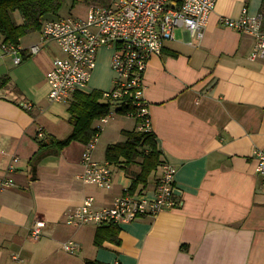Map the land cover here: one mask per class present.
<instances>
[{
	"label": "crops",
	"instance_id": "crops-1",
	"mask_svg": "<svg viewBox=\"0 0 264 264\" xmlns=\"http://www.w3.org/2000/svg\"><path fill=\"white\" fill-rule=\"evenodd\" d=\"M262 2L217 0L201 38L177 27L161 54L149 58L142 99L161 163L148 184L133 191L132 177L112 165L111 189L80 181L82 143L72 142L56 155L39 149L38 130L44 134L40 140L63 139L71 131L68 103L47 99L46 73L59 48L50 42L25 56L39 43L41 27L20 39V65L0 58V79L8 77L0 90V179L13 182L0 188V264H264V190L253 159L264 148V59L250 60L252 38L219 23L220 17L237 18L242 8L260 15ZM12 16L22 22L18 13ZM111 56L109 48L98 51L81 92L112 88ZM22 101L32 108H22ZM110 114L94 123L100 134L93 158L101 163L106 147L124 141L122 131L136 125L114 109ZM164 163L176 168L178 208L113 224L119 244L100 247L93 243L100 226L65 224L66 211L86 197L101 206L126 186L149 191ZM138 170V164L132 167ZM37 220L44 227L34 241L29 232ZM67 240L79 245L73 254L62 250Z\"/></svg>",
	"mask_w": 264,
	"mask_h": 264
},
{
	"label": "built area",
	"instance_id": "built-area-1",
	"mask_svg": "<svg viewBox=\"0 0 264 264\" xmlns=\"http://www.w3.org/2000/svg\"><path fill=\"white\" fill-rule=\"evenodd\" d=\"M216 1L107 0L103 6L89 7L85 19L67 16L43 21L39 43L30 46L25 56L36 54L50 42L59 48L61 55L53 58L52 67L46 73L49 86L47 99L68 103L74 92L87 88L98 51L103 47L111 49L110 67L114 78L112 88L104 91L103 97L119 100L128 94L133 96L138 108L137 116L144 120L139 129H150L147 105L142 99L143 77L149 58L161 54L165 42L173 39L177 27H184L192 35L201 38ZM219 23L252 38L250 60L264 59L261 15H250L246 8H242L237 18L220 17ZM6 56L11 58L14 66L24 60L21 47L5 42L0 36V58ZM20 105L26 110L32 108V104L27 101L20 102ZM110 115L101 122H105ZM43 135L41 130L36 132L37 139ZM98 138L99 135L95 134L84 145L82 171L77 174V178L85 184L109 189L113 184L111 165L98 162L92 156ZM253 159L255 173L264 190V148L255 151ZM16 161L17 158H13V162ZM175 174L176 168L164 163L160 165L159 175L154 178L149 191L136 193L126 186L110 205L98 206L92 197H86L81 204L66 211L65 224L76 228L124 224L174 210L180 206L179 196L175 193ZM11 185V179H0V188ZM43 227L44 222L37 220L30 229V238L37 241ZM78 246L76 241L67 240L61 247L64 252L73 254Z\"/></svg>",
	"mask_w": 264,
	"mask_h": 264
},
{
	"label": "trees",
	"instance_id": "trees-1",
	"mask_svg": "<svg viewBox=\"0 0 264 264\" xmlns=\"http://www.w3.org/2000/svg\"><path fill=\"white\" fill-rule=\"evenodd\" d=\"M63 0H0V36L7 43L19 45L20 39L29 33L38 31L43 21L59 18L57 11L62 7ZM264 0L261 16L264 22ZM18 13L22 22L17 23L12 14ZM8 77L0 79V90L7 84ZM100 90L89 93L76 91L68 102V124L70 133L63 139L46 136L40 140L35 137L39 149L47 148L55 155L60 153L72 142L87 144L100 130L94 126L96 121L107 117L114 109L119 115H128L135 120V128L123 130L125 140L108 145L104 159L114 167L122 169L132 177V191L145 187L151 173L161 163L160 153L156 146L155 135L150 129H139L144 124L143 117H138V108L131 95H125L119 100L103 97ZM133 92V90H131ZM139 165L137 172L132 171L134 165ZM119 229L113 224L100 225L95 231L93 243L100 247L104 242L119 244ZM87 264H102L88 261Z\"/></svg>",
	"mask_w": 264,
	"mask_h": 264
},
{
	"label": "rangeland",
	"instance_id": "rangeland-1",
	"mask_svg": "<svg viewBox=\"0 0 264 264\" xmlns=\"http://www.w3.org/2000/svg\"><path fill=\"white\" fill-rule=\"evenodd\" d=\"M106 2L107 0H63L62 7L57 11V15L59 17L70 16L78 19H85L89 7L103 6L106 4ZM262 28H263V19H262ZM92 156H93V152H92Z\"/></svg>",
	"mask_w": 264,
	"mask_h": 264
}]
</instances>
